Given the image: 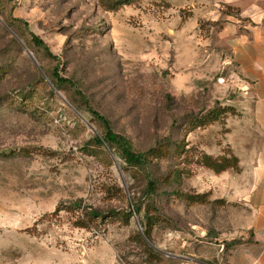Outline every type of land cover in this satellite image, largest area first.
Masks as SVG:
<instances>
[{"label":"rangeland","instance_id":"1","mask_svg":"<svg viewBox=\"0 0 264 264\" xmlns=\"http://www.w3.org/2000/svg\"><path fill=\"white\" fill-rule=\"evenodd\" d=\"M227 1L0 0V264H228L248 208L202 163L232 158L240 143L245 90L229 42L231 24L247 20ZM31 34L59 60L33 53ZM57 65L75 88L53 89ZM78 92L135 151L165 141L170 155L155 160L154 176L179 170L178 188L204 196L190 203L162 185L152 231L160 261L137 238L140 219L123 213L136 183L95 145L101 128L72 107ZM91 209L107 217H87Z\"/></svg>","mask_w":264,"mask_h":264},{"label":"crops","instance_id":"2","mask_svg":"<svg viewBox=\"0 0 264 264\" xmlns=\"http://www.w3.org/2000/svg\"><path fill=\"white\" fill-rule=\"evenodd\" d=\"M227 3L239 7L240 17L247 20L231 24L229 42L245 90V98H238L235 105L243 115L233 136L240 143L232 144L241 173L213 174L212 179L224 184L229 178L230 198L248 208L239 233L243 242L231 249L228 264H264V0Z\"/></svg>","mask_w":264,"mask_h":264},{"label":"trees","instance_id":"3","mask_svg":"<svg viewBox=\"0 0 264 264\" xmlns=\"http://www.w3.org/2000/svg\"><path fill=\"white\" fill-rule=\"evenodd\" d=\"M123 1L124 0H101V3L105 7L113 8L118 3ZM6 24L8 29L13 33V35L18 37L16 35L17 33H14L16 32L15 26L10 22ZM28 45L29 49L31 48L30 46L35 47V49L41 50L44 55L51 58L52 60H59L57 56H54L50 52L47 45L38 36L34 34H31V41L30 43H27V46ZM30 50H32V48ZM50 79L53 84V89L57 91V93L62 92L65 87H76L72 80L63 78L60 75L58 65L54 68ZM78 94L81 95L82 101L80 105H76L74 102H71L72 107L79 113L84 111V109L88 111L91 114L92 118L99 123V126L101 128V133H98L97 136L94 138L95 145L100 148L106 147L115 156L119 157L125 164V168L123 169L131 173L136 183L135 189L137 190L133 192V195L131 193L130 207L123 213L128 218L136 216L140 219V224L143 228V234L139 232L137 234V238L140 241V244L144 248H146V250H148L149 255L155 257L156 260L160 261V258H162V253L155 250L153 247L154 242L152 237V231L157 223L163 221V218L161 217V214L159 213L158 208L154 203L155 198L157 197V195H159L160 191L165 189V187L163 186H176L177 189L173 191L174 194L177 197L186 199L190 203H202L204 200V196H191L189 194L183 193L178 188L179 181L181 180L182 176V172L179 170L171 172L168 176H165L162 179H158L156 178V176H154L153 166L155 160L160 158H166L170 155V151L166 148L165 141L145 152L135 151L130 141L125 136L117 133L114 130L111 121L105 116L96 112L90 105L89 101L80 92H78ZM183 148L184 145L180 143V145L178 146L179 151H181ZM202 163L205 168L209 169L210 171H213L215 174L224 173L229 169L239 171V160L236 156H233L230 159L227 157L218 159L213 158L210 155H204L202 158ZM141 179L143 180V184L140 183ZM139 186H142L141 192L138 190ZM115 189L117 192H119L122 196L125 197L123 189H121L120 187H116ZM80 203L81 202H77L76 204H74L73 208L81 209ZM115 213V211L110 212L108 217H111ZM88 216L94 219L101 218L102 220L107 217L104 214H101L100 212L92 209L89 212L87 211V217Z\"/></svg>","mask_w":264,"mask_h":264},{"label":"water","instance_id":"4","mask_svg":"<svg viewBox=\"0 0 264 264\" xmlns=\"http://www.w3.org/2000/svg\"><path fill=\"white\" fill-rule=\"evenodd\" d=\"M25 49L27 50L29 56L31 57V59L33 60V62L36 64L37 67H39V63L36 60V58L34 57V55L25 47ZM96 131V130H95ZM97 133V132H96ZM139 231L143 234V228L141 226V224L139 223ZM153 246V245H152ZM154 248H156L155 246H153Z\"/></svg>","mask_w":264,"mask_h":264}]
</instances>
